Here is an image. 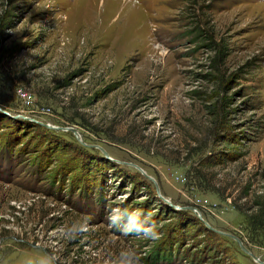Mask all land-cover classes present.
Listing matches in <instances>:
<instances>
[{"label":"rangeland","instance_id":"obj_1","mask_svg":"<svg viewBox=\"0 0 264 264\" xmlns=\"http://www.w3.org/2000/svg\"><path fill=\"white\" fill-rule=\"evenodd\" d=\"M236 239L264 262V0H0V264H263Z\"/></svg>","mask_w":264,"mask_h":264},{"label":"clouds","instance_id":"obj_2","mask_svg":"<svg viewBox=\"0 0 264 264\" xmlns=\"http://www.w3.org/2000/svg\"><path fill=\"white\" fill-rule=\"evenodd\" d=\"M123 215L116 212L115 207L107 210L106 220L109 226L123 236L139 237L146 241H155L160 238L158 223L153 218L151 211L142 208L129 209L126 204L119 206ZM88 224L78 227L74 233L67 234L68 239H76L85 234L90 228ZM60 257L54 253H45L44 256L36 261L31 257L22 259L21 264H59ZM107 264H143V257L140 251L134 247L122 249L114 259Z\"/></svg>","mask_w":264,"mask_h":264},{"label":"water","instance_id":"obj_3","mask_svg":"<svg viewBox=\"0 0 264 264\" xmlns=\"http://www.w3.org/2000/svg\"><path fill=\"white\" fill-rule=\"evenodd\" d=\"M46 127H48L49 125L48 124H45ZM146 175V174H145ZM147 176V175H146ZM148 178L152 179L150 176H147ZM207 227H209L207 224H205ZM210 230H213L214 232H217V233H222L221 231L219 230H216V229H213L211 227H209ZM237 243L240 245V247L242 248L243 251H245L246 253H248L254 260H257L258 263H263L262 261L258 260L259 257L253 255V253L251 251H249L247 248H245L243 246V244L238 240L236 239Z\"/></svg>","mask_w":264,"mask_h":264},{"label":"bare ground","instance_id":"obj_4","mask_svg":"<svg viewBox=\"0 0 264 264\" xmlns=\"http://www.w3.org/2000/svg\"><path fill=\"white\" fill-rule=\"evenodd\" d=\"M258 260H260L259 258H258ZM256 262H257V260H255Z\"/></svg>","mask_w":264,"mask_h":264}]
</instances>
